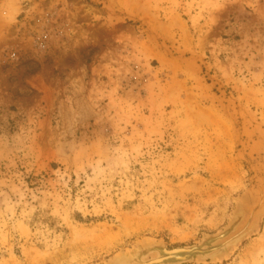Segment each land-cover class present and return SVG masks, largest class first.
<instances>
[{
  "label": "rangeland",
  "instance_id": "obj_1",
  "mask_svg": "<svg viewBox=\"0 0 264 264\" xmlns=\"http://www.w3.org/2000/svg\"><path fill=\"white\" fill-rule=\"evenodd\" d=\"M0 264H264V0H0Z\"/></svg>",
  "mask_w": 264,
  "mask_h": 264
},
{
  "label": "trees",
  "instance_id": "obj_2",
  "mask_svg": "<svg viewBox=\"0 0 264 264\" xmlns=\"http://www.w3.org/2000/svg\"><path fill=\"white\" fill-rule=\"evenodd\" d=\"M78 220L82 223H89L91 221H95V217H86V219H83L82 217H77Z\"/></svg>",
  "mask_w": 264,
  "mask_h": 264
}]
</instances>
